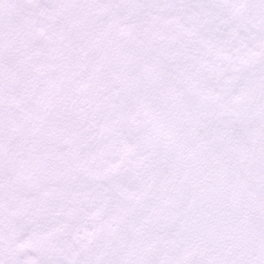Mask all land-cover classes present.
<instances>
[{"label": "snow or ice", "instance_id": "1", "mask_svg": "<svg viewBox=\"0 0 264 264\" xmlns=\"http://www.w3.org/2000/svg\"><path fill=\"white\" fill-rule=\"evenodd\" d=\"M0 264H264V0H0Z\"/></svg>", "mask_w": 264, "mask_h": 264}]
</instances>
